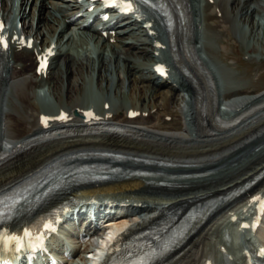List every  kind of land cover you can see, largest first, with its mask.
<instances>
[{"label": "bare ground", "instance_id": "1", "mask_svg": "<svg viewBox=\"0 0 264 264\" xmlns=\"http://www.w3.org/2000/svg\"><path fill=\"white\" fill-rule=\"evenodd\" d=\"M12 1L0 0L5 16L10 17ZM154 1L156 10L145 11L153 22V31L134 16L118 17L112 27L110 22L102 23V31L108 33L104 37L92 25L77 29L79 24L67 19L76 11L77 0H20L14 15L21 16L24 25L27 23L23 30L33 37L35 46L32 51L22 52L12 46L7 60L0 57V198L7 193L11 194L12 205L34 202L43 189L61 182L62 174L52 170L66 164L96 162L117 168L109 170V179L113 180L100 189L80 185L68 193L71 188L60 192L86 197L105 191L127 203L126 213L109 230L111 237L108 233L101 239L90 264L104 258L114 239L129 225L126 219L140 213L143 218L128 229L132 235L163 215L169 216L168 222L178 216L177 226L184 228L177 243L180 248L162 264H202L210 257L222 262L228 254L241 256V245L248 246V238L259 240L262 234L261 229L253 230L247 236L241 235L243 238L236 244L229 237L225 239L230 228L238 231L234 218L247 212L248 193L264 188V90L249 92L241 77L226 74L218 63L227 51V41L240 43L245 51L258 44L264 47V37L258 38L256 31L261 24H255L253 19L257 14L264 19V0H215L213 4L210 0ZM200 2L205 4L203 11ZM49 3L55 12L46 14ZM220 11L222 15L218 16ZM71 24L76 32L69 33ZM113 30L117 41L110 44ZM85 31L96 36L102 45L110 46L111 55L94 58L89 51L79 56L72 54L75 36L86 35ZM238 37L242 38L239 42ZM158 39L164 44L160 50L155 42ZM52 43L57 46V54L48 76L36 75L35 52ZM160 56L167 57L172 69L168 78L153 70ZM218 72L223 80L217 78ZM95 80L106 92L103 98L87 90ZM135 84H146L149 96L141 98V105L118 104L124 98L126 85L129 88ZM45 86L59 101L58 108L41 97L40 107L33 103L37 93L46 92ZM182 90L187 99L180 95ZM178 98L182 119H192L194 132L153 125V116L160 110L170 111ZM105 103L110 104L109 110ZM221 106L236 118L226 123L218 121ZM85 107H94L102 115L112 111L113 117L100 125H91L76 116L70 123H58L50 129L39 126V116L44 111L64 109L72 113ZM130 109L148 111L149 115L129 121L126 115ZM114 120L121 124V130L109 129ZM138 169L147 172L137 174ZM48 172L52 174L42 187L38 179ZM256 177L259 180L244 190L246 183ZM68 179V184L75 182L73 175ZM29 188L35 193L16 204L20 190L26 198ZM136 190L149 197L126 195L135 194ZM166 193L173 196H161ZM59 195L47 202L45 210L56 203ZM194 202L207 205L189 223L192 216L186 213ZM26 205L20 210L12 207L13 226L17 229L25 219L23 211L31 208V204ZM103 210V214L112 211ZM81 217L78 215L77 219H84ZM72 241L77 239L73 236ZM81 261L87 264L84 257Z\"/></svg>", "mask_w": 264, "mask_h": 264}, {"label": "rangeland", "instance_id": "2", "mask_svg": "<svg viewBox=\"0 0 264 264\" xmlns=\"http://www.w3.org/2000/svg\"><path fill=\"white\" fill-rule=\"evenodd\" d=\"M202 2H200L201 4ZM50 5V3H49ZM205 4L201 5L202 7ZM51 7H54L52 5H50ZM51 7L46 8V14L49 13L50 11L55 12V7L54 10L51 9ZM264 15V13H262ZM255 24L260 23L261 24V28L257 29V34L259 35L258 38L261 39V37H264V30H263V26H264V19L262 18V15L257 14L256 16L253 17ZM237 25V23H235ZM72 27V25H71ZM245 29L249 30V26L246 25ZM71 32H76V29L72 28L69 30V33ZM76 39L74 38V42L72 43V47H71V53L74 54L75 56H79L81 54H84L85 52L89 51L88 53H91L92 57H97L100 54H105V56H110L111 55V48L110 46H104L102 45V42H100L99 39H95L94 36H92L91 34H89V32H87L86 35H78L75 36ZM89 37V38H88ZM97 38V37H96ZM87 39V40H86ZM242 38L238 37V42L239 40H241ZM77 40V41H76ZM253 44V42L251 41V45ZM255 46V45H254ZM218 47V45H217ZM219 48V47H218ZM226 49L227 51L223 54V58L221 60H219L220 62L218 64H220V66L226 71V74L229 72L230 75H237V77H241L242 78V82L247 84V88L249 92H262V90H264V47L261 45H256L253 49L249 50V51H245L244 47L240 44V43H236L235 41H227L226 42ZM204 55V56H203ZM202 56L204 58H208L207 55L205 54V52H202ZM252 58H255V60H251ZM209 62V58L207 59ZM218 75L220 76V73H217V77ZM234 77V76H233ZM220 79L223 80L222 77H219ZM146 83V82H145ZM238 83V82H236ZM240 83V81H239ZM241 84V83H240ZM105 85V84H104ZM146 84H135V85H131L129 86V88L125 87V89H123V97L120 102H118V104H122V103H138L139 105H141V98L145 97V96H149V92ZM92 87V89H91ZM223 88V87H222ZM45 93H42L41 95L48 98L50 100L51 103H53V108H58L59 106V101L56 99V97H53L52 94H50V92L48 91V86H45ZM94 89L96 90V94L100 96V98H103L106 94V92L104 93L101 90L100 84L95 80V83L93 85H89L87 90H90L91 93L93 94ZM38 91V90H37ZM94 93V94H95ZM93 94V95H94ZM105 94V95H104ZM104 95V96H103ZM40 94L38 95V93L36 94V98L33 100V103L38 105L40 107V99H39ZM179 98H178V102L173 106L174 108L170 111V113L175 117L174 123L172 124H165L164 122V117L163 115L166 112H160L159 114H157L158 118H156L154 124H156L157 126H161V125H166L165 127L168 126H172L175 127L178 125L180 126V122H182V114L180 112V108H179ZM145 104V103H144ZM175 106H176V110H175ZM180 112V113H179ZM181 117V118H180ZM177 123V124H176ZM120 191V189H118ZM100 191V190H99ZM107 191H109V189H107ZM115 191H113L114 193ZM117 192V191H116ZM123 193V191H121ZM101 193H105L106 195H110L108 194V192L102 191ZM112 193V194H113ZM142 190H136V193H127L126 195H131V197H135V198H144V197H149V194L146 193ZM125 194V193H124ZM167 194V195H166ZM164 195L161 196H173L172 194L166 193ZM132 220L136 218V216L131 217ZM76 262L78 264H81L80 258H76ZM80 262V263H79Z\"/></svg>", "mask_w": 264, "mask_h": 264}, {"label": "snow or ice", "instance_id": "3", "mask_svg": "<svg viewBox=\"0 0 264 264\" xmlns=\"http://www.w3.org/2000/svg\"><path fill=\"white\" fill-rule=\"evenodd\" d=\"M106 3H112L116 4L117 0H105ZM143 3L147 6L154 7L155 5L153 4V0H119V6L122 8L124 12L127 13H132V12H137L139 11L138 7H135L134 5ZM2 25H0V29H2ZM0 45H3L6 47V43L4 41V37L0 35ZM31 45H29L30 47ZM49 54H51L49 52ZM46 66V60H42L40 64V68L38 71H42ZM157 71L163 73L164 69L158 67ZM86 115L88 116H93L92 113H87ZM131 115H136V113H132ZM60 119H66L67 117L64 116L63 114ZM46 122V118H45ZM3 205L4 201L3 199H0V226L3 225V221L6 219L5 213L3 211ZM261 208L264 210V202L261 203ZM41 227L45 229H52V224L51 223H44L41 225ZM109 237H111V233H109ZM39 236H33V231L31 229L25 228L23 229L22 235H15V234H8L7 232H0V248H7L10 245H14L17 250L25 246V241H28L29 243H33L35 240H39ZM34 246V243H33ZM135 264H149L147 260H140L135 262Z\"/></svg>", "mask_w": 264, "mask_h": 264}]
</instances>
